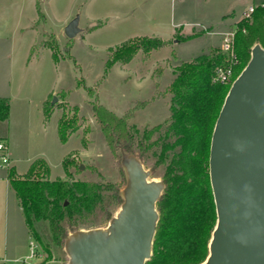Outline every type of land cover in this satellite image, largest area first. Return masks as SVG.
Instances as JSON below:
<instances>
[{
    "label": "rangeland",
    "instance_id": "obj_1",
    "mask_svg": "<svg viewBox=\"0 0 264 264\" xmlns=\"http://www.w3.org/2000/svg\"><path fill=\"white\" fill-rule=\"evenodd\" d=\"M262 3L256 0L255 6ZM196 6L199 0H195ZM181 7L178 0H0V27L4 26L0 30L11 35L13 42L18 40L17 46H10V39H2L0 34V90L11 102L9 127L21 157L18 171L24 173L32 163L43 160L50 168V180L66 178L62 161L70 155L75 160L69 167L74 178L112 183L123 201L126 173L120 158L106 144L92 104L100 103L119 117L129 115V124L154 125L169 117L167 88L174 68L209 53L205 32L218 29L217 25L183 27L171 36L176 31L172 22ZM76 16L81 30L68 38L64 27ZM29 24L37 32V40L26 66L21 46L32 33L19 34V28ZM234 29L236 24L227 31ZM144 36L161 38L164 44L150 52L138 48L124 63L122 46H141L143 39H151ZM218 46L221 48V41ZM115 50L121 55L116 57ZM52 90L56 93L49 97ZM58 118H69L78 125L65 142L57 135ZM1 165L6 168L0 159ZM144 167L151 179L161 180ZM121 203H107L111 217ZM106 213L99 212L93 227L78 229L106 227L111 219ZM6 221L8 245H21L16 255L22 256L13 261L8 259L10 254L7 258L0 252V264H68L64 242L62 247L51 246L48 256L27 231L22 215H14L10 208ZM78 229H68L66 235ZM32 239L41 255L24 262Z\"/></svg>",
    "mask_w": 264,
    "mask_h": 264
},
{
    "label": "trees",
    "instance_id": "obj_2",
    "mask_svg": "<svg viewBox=\"0 0 264 264\" xmlns=\"http://www.w3.org/2000/svg\"><path fill=\"white\" fill-rule=\"evenodd\" d=\"M234 31L238 62L233 64L231 81L248 64L252 48L256 44L264 47V6L257 5L250 18L240 19ZM143 41L146 45L122 46L126 50L124 63L138 48L150 52L164 44L156 37ZM114 54L121 55L116 50ZM229 64L220 46H215L209 53L177 65L167 88L170 115L163 123L129 124V115L119 117L100 103L92 104L110 151L118 158L121 149L136 154L164 183L156 202L159 218L152 254L145 264H201L209 254L217 219L209 177L210 142L231 85V81H214V76L219 67ZM8 109L7 99L0 98L1 119H6ZM73 122L59 118L60 141L65 142L78 129ZM74 161L67 155L62 162L66 178L54 180L49 179L50 168L43 160L32 163L23 175H18L14 167L8 170L25 224L48 256L51 246H63L68 229L93 227L101 211L110 219L107 203L122 201L112 183L74 178L69 168ZM78 168L76 165V171Z\"/></svg>",
    "mask_w": 264,
    "mask_h": 264
},
{
    "label": "water",
    "instance_id": "obj_3",
    "mask_svg": "<svg viewBox=\"0 0 264 264\" xmlns=\"http://www.w3.org/2000/svg\"><path fill=\"white\" fill-rule=\"evenodd\" d=\"M74 17L64 34L79 32ZM54 96V101H56ZM126 173L123 201L106 227L78 229L64 238L68 264H145L158 222L164 183L140 159L120 150ZM83 168V165H80ZM209 177L216 224L201 264H264V47L233 80L213 128Z\"/></svg>",
    "mask_w": 264,
    "mask_h": 264
},
{
    "label": "crops",
    "instance_id": "obj_4",
    "mask_svg": "<svg viewBox=\"0 0 264 264\" xmlns=\"http://www.w3.org/2000/svg\"><path fill=\"white\" fill-rule=\"evenodd\" d=\"M255 1L256 0H199V6L194 7L195 0H178L179 4L182 7L179 10V12H177L175 16L176 19H174V22H172V27L176 29V31L174 32L173 30L171 36H174L176 32H180L183 27H212L217 25L218 26L217 31L207 30L205 32V35L209 38L208 47L210 50L211 48L218 46V44L220 45L222 34L226 32L230 26L236 24L237 21L241 19L244 13L248 10V8L252 5H255ZM33 3L35 5V2ZM2 27L4 26H1L0 28ZM33 28L34 26L32 24L24 26V28L22 27L19 28L20 30L19 34L30 31H31L30 33H32L31 39L25 43L23 42V45L21 46V49H23L24 51L23 58L25 60L26 66L31 60V56L33 54V48L37 40L36 37L37 32H34ZM0 34H2V39H5L7 41H9L10 39L9 42L10 46L13 47L17 46L16 44L18 40L13 42L10 37L11 35H8V33H5V31L3 32L2 30H0ZM20 39L22 40V38ZM19 44H21V42ZM54 93L56 92L52 90L49 97H51V95ZM0 98L7 99L9 104L8 115L6 119L0 118V140L2 139L6 142L8 146V158H9V165L6 166V168H4L2 165L0 167V220L3 223V225L0 224V252L6 254L4 255L6 257L7 254H10V257L9 258L7 257L9 260L18 261L22 255H16V254L17 251L22 249L21 248L22 246L16 243L11 244L10 246L8 245L6 220L8 218L10 208L12 209V212L16 216L18 214L22 215V211L19 202L15 196V193L10 186L8 179V170L10 167H14V170L18 175H23L28 171L31 165L27 168V170L24 173L18 171V163L20 162L21 157L16 152L13 142V135L11 134L9 127L10 121L12 119L10 118L11 102L8 99L7 95L3 93L2 90H0ZM46 108H47V103H46ZM58 122H59V118L57 121V135H58ZM28 230L29 229H27V231Z\"/></svg>",
    "mask_w": 264,
    "mask_h": 264
},
{
    "label": "built area",
    "instance_id": "obj_5",
    "mask_svg": "<svg viewBox=\"0 0 264 264\" xmlns=\"http://www.w3.org/2000/svg\"><path fill=\"white\" fill-rule=\"evenodd\" d=\"M261 5L264 6V2ZM255 8H256L255 5L250 6L248 10L244 13L243 18H250ZM234 34H236V31H226L222 34L221 50L226 54V56L230 60V64L226 67H219L216 70L214 81H220L222 83H227L231 81L233 74V64L238 62L236 49H234ZM232 82L233 81H231V83ZM0 159L6 166L9 165L8 146L6 142L2 139L0 140ZM28 246H29V255L26 257V259H24V262L26 260L41 255L38 252V245L34 239L30 240Z\"/></svg>",
    "mask_w": 264,
    "mask_h": 264
}]
</instances>
